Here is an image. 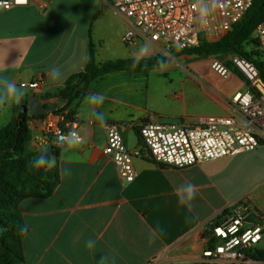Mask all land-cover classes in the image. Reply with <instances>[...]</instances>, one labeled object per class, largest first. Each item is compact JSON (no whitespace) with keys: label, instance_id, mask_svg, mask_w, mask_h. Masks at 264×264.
Masks as SVG:
<instances>
[{"label":"crops","instance_id":"0c3cea01","mask_svg":"<svg viewBox=\"0 0 264 264\" xmlns=\"http://www.w3.org/2000/svg\"><path fill=\"white\" fill-rule=\"evenodd\" d=\"M53 1L0 6V80L7 77L24 93L20 103L9 99L0 104V129L12 122L16 106L26 104L33 119L25 155L55 147L54 166L60 173L51 195L25 198L17 207L28 227L23 264H207L202 256L208 226L262 182L250 187L242 177L238 156L246 152L182 169L155 164L146 154L141 126L168 116L178 122L196 120L152 108L150 72L156 68L148 73L120 70L95 79L67 110L79 123V142L47 143L48 123L62 122L54 111L67 104L60 92L89 61L90 34L99 65L154 56L149 44H124L128 27L111 0H87L82 13L64 6L50 11ZM54 68L59 69L55 78ZM232 76L243 83L237 92L244 91V78L234 72ZM39 78L44 89L28 87ZM188 78L217 102L216 91ZM92 95L102 97L101 102L92 103ZM218 104L223 113L212 115L226 114V107ZM108 125H118L128 149L141 153L133 160L137 177L126 186L115 162L104 153ZM189 182L195 185L194 199L190 206L181 205L179 189ZM89 239L95 241L91 249L86 247Z\"/></svg>","mask_w":264,"mask_h":264},{"label":"built area","instance_id":"2783aa9c","mask_svg":"<svg viewBox=\"0 0 264 264\" xmlns=\"http://www.w3.org/2000/svg\"><path fill=\"white\" fill-rule=\"evenodd\" d=\"M32 0H0L3 8L28 7ZM254 0H111V7L127 24L125 45L149 44L168 57L177 51L198 47L204 34L215 42L228 34L248 12ZM203 8V12H202ZM264 52V20L254 34ZM246 82L244 91L222 98L224 115H209L192 123L149 122L140 128L146 154L157 165L188 168L254 151L264 145V79L257 65L249 59L231 55L214 58L211 68L228 80L232 68ZM190 75L203 87L205 82ZM42 90V78L28 86ZM63 121L64 117L59 116ZM78 121L60 125L48 123L47 143H57L58 134L78 135ZM104 153L116 164L123 186L137 177L133 160L141 155L129 150L118 125L106 127ZM79 136V135H78ZM52 137V138H51ZM54 138V139H53ZM206 244L202 259L207 264H264L254 257L264 249V212L251 204L249 195L235 202L221 220L212 222L204 234ZM156 264V263H154Z\"/></svg>","mask_w":264,"mask_h":264},{"label":"trees","instance_id":"16d2710c","mask_svg":"<svg viewBox=\"0 0 264 264\" xmlns=\"http://www.w3.org/2000/svg\"><path fill=\"white\" fill-rule=\"evenodd\" d=\"M264 20V0H254L253 5L233 29L218 41L212 42L203 34L198 47L177 51L174 55H193L199 58L218 57L225 60L231 55H239L254 62L264 79V52L254 34ZM167 63L166 57L154 55L147 58H132L115 62L96 63L95 47L90 34V55L86 68L72 75L66 82L60 97L66 100L64 108L54 111L63 116L60 127L65 130L74 115L67 110L70 105L84 97L90 84L98 77L115 71L128 70L148 73ZM228 65L233 69L230 63ZM234 73L240 74L236 69ZM241 75V74H240ZM18 105L13 112L12 122L0 129V264H23V239L28 233L22 216L17 211L19 203L29 197L51 195L60 182L57 167H35L34 161L42 154L53 155L56 148L25 155L31 139L29 121L33 119L25 109ZM44 119L43 116H41ZM140 134V130H139ZM141 136V135H140ZM257 259H264V250H257Z\"/></svg>","mask_w":264,"mask_h":264},{"label":"rangeland","instance_id":"374dc122","mask_svg":"<svg viewBox=\"0 0 264 264\" xmlns=\"http://www.w3.org/2000/svg\"><path fill=\"white\" fill-rule=\"evenodd\" d=\"M86 1L54 0L49 3L50 11L56 10V7L64 6L68 10L76 9L82 13L85 11ZM147 47L153 51L154 55H162L151 45H147ZM214 58L216 57L199 58L187 54L179 56L173 54L166 57V67L156 68L150 72L152 108L165 110L169 113L168 115H188L193 120L200 116L223 113L218 103H223V97H230L241 90L240 85L243 83L236 76L226 80L218 75L211 68ZM190 73L200 77L206 83L207 89L216 91L214 98L218 103L206 93L204 88L197 86L188 78ZM169 118L170 116L167 119L161 117L159 122L178 123V121L168 120ZM238 158L243 164L242 177L250 184V187L257 180H262L247 194L251 204L261 210L264 208V145L255 151L241 154ZM1 232L0 229V234Z\"/></svg>","mask_w":264,"mask_h":264},{"label":"clouds","instance_id":"9594fccd","mask_svg":"<svg viewBox=\"0 0 264 264\" xmlns=\"http://www.w3.org/2000/svg\"><path fill=\"white\" fill-rule=\"evenodd\" d=\"M203 12V8H202ZM51 75L55 78L58 77L59 75V69L54 68L51 71ZM0 88L3 89V92L0 93V104L5 103L9 99L13 100L15 103H20L24 93L22 91V88L17 87V85L7 79V77H4L2 80H0ZM90 100L92 103H99L102 100V97L99 95H92L90 97ZM80 138L78 135H76L75 132L71 133L68 136H65L63 134H58V139H57V144L59 145H65L67 144L68 146H74L79 142ZM56 161V157L53 155H48V154H42L40 155L35 161H34V166L35 167H52L54 166ZM179 192L181 193L179 197V204L181 205H189L191 200L194 199L195 196V185L192 183H187L184 185L181 189H179ZM95 241L89 239L86 242V247L91 249L94 247Z\"/></svg>","mask_w":264,"mask_h":264},{"label":"water","instance_id":"95a60500","mask_svg":"<svg viewBox=\"0 0 264 264\" xmlns=\"http://www.w3.org/2000/svg\"><path fill=\"white\" fill-rule=\"evenodd\" d=\"M25 109L28 110V106H25Z\"/></svg>","mask_w":264,"mask_h":264}]
</instances>
